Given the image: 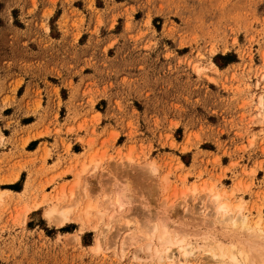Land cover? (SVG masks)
<instances>
[{
	"label": "rangeland",
	"instance_id": "374dc122",
	"mask_svg": "<svg viewBox=\"0 0 264 264\" xmlns=\"http://www.w3.org/2000/svg\"><path fill=\"white\" fill-rule=\"evenodd\" d=\"M6 147L0 264H264V0H0Z\"/></svg>",
	"mask_w": 264,
	"mask_h": 264
},
{
	"label": "bare ground",
	"instance_id": "6f19581e",
	"mask_svg": "<svg viewBox=\"0 0 264 264\" xmlns=\"http://www.w3.org/2000/svg\"><path fill=\"white\" fill-rule=\"evenodd\" d=\"M220 197H221L220 195H215L212 198L210 197L211 198V202H212V206L214 205L216 207V213L225 215L226 213L229 212V206L227 204H225V203H219ZM125 198H126V196L124 195V193H119L117 195V198H115L116 206L117 207H122L123 203L126 201ZM237 208L240 209V206H237ZM227 220L231 221V223H232L234 228L236 226L240 225V227H242L243 229L246 230V231L244 230L245 232H247V231L250 232V233H248V237L249 238L264 239L263 237H261V235H259V232L255 233V232L251 231L250 227H248L247 224H246V218L244 216H242V215H232L231 214V215H228ZM165 229L166 228L164 226L163 233L160 236V240L162 242V245H166V244L171 242L170 235L166 232ZM260 234H262V233H260ZM176 237H177V235H174V238H176ZM129 238H131V237H129ZM124 245H125V243L122 244L123 249H124ZM166 247L169 248V246H166ZM166 249L161 251V252H160V250H157L156 254L158 255V257H160L161 259H169L170 253H167ZM255 251H257L255 249V243L254 242H251V243L249 242L247 250H245L244 248L238 249V248H234L233 247V248H231V251L228 252V257H226V254H219L218 255L214 251H212L213 253H212L211 258L214 259L213 261L216 262V263H219L220 261L223 262V260H227L228 259L232 263L237 264L241 260H243V261L246 260L247 261L249 259V256H250L249 254H252ZM182 252H183V259H184L183 261L186 262V263L190 262L188 260V259H190L188 257L189 253L186 250L185 246H182Z\"/></svg>",
	"mask_w": 264,
	"mask_h": 264
},
{
	"label": "crops",
	"instance_id": "0c3cea01",
	"mask_svg": "<svg viewBox=\"0 0 264 264\" xmlns=\"http://www.w3.org/2000/svg\"><path fill=\"white\" fill-rule=\"evenodd\" d=\"M29 144H30V142H28V143L26 144L25 148H24L25 153H31V152H32V151H29V150L26 149L27 146H28ZM5 149H6L5 152L0 151V159H1V157H3V156H1V155H3V154H7V153H9V151H10V150H9L10 147H6ZM7 150H9V151L7 152ZM5 167H6V166H5ZM23 174H25L24 171H19V172H18V177H17V179H16L14 182L5 183V184H3V185H8V186H9V185H14V184L20 179V177H21ZM4 191L11 192L13 196H16V195H19V194L22 193V191H13V190H8V189H4Z\"/></svg>",
	"mask_w": 264,
	"mask_h": 264
}]
</instances>
